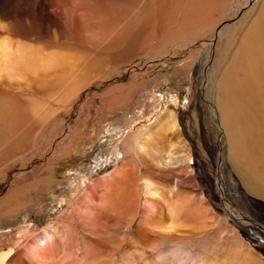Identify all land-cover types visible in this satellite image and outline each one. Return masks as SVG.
Instances as JSON below:
<instances>
[{"label":"rangeland","instance_id":"rangeland-1","mask_svg":"<svg viewBox=\"0 0 264 264\" xmlns=\"http://www.w3.org/2000/svg\"><path fill=\"white\" fill-rule=\"evenodd\" d=\"M245 1L230 0L229 5L220 11V19L214 28L205 32L195 31L186 38L161 45L151 56L147 48L149 50L152 46L156 49L164 33H169L168 38H171L173 34L170 33L179 30L177 26L182 17L178 15V18L172 9L174 0L162 7L160 0H1L0 20L5 31L18 39L47 43L49 47L58 49L56 51L77 56L85 63L97 64L103 67L106 75L81 90L71 104L70 112L58 114L52 125L44 124L23 154L0 169V199L10 190L28 185L11 210L0 216L1 247L10 249L13 243H19L16 248L26 258V255H32L31 243L40 248L43 243L41 240L35 242L36 236L31 234L15 237V230L35 223L33 231L39 234L49 229V223L59 220L57 225L61 232L51 227L52 237L48 242V249L58 264H83L84 261L85 264H117L124 249L129 252L141 250L136 253L138 258L142 253H153L138 241L145 236L147 224L133 231L144 209L143 196L140 197L138 213L131 221L137 202L132 207H123L116 178L108 179L107 187L102 190L98 184L107 181L103 177L118 165L117 160L124 149L123 142L118 144L116 139L124 130L118 120L125 118L127 104L113 97L117 93L114 90H118L113 87L125 84L127 88L133 84V95H137L142 86L147 87L149 82L156 81L157 87L148 88L149 92L156 94L151 100L158 104L164 97L169 111L177 115L185 142L182 149L191 155V162L180 173L174 169L161 173L154 167L156 171L152 174L159 173L160 177L159 180L154 175L152 178L166 190L177 184L180 195L190 198L197 208L203 209L201 211H206L207 207L203 201H209L215 208V214L221 218L226 216L233 225L232 228L229 226L234 233L227 237L228 250L244 245L264 263V199L248 193L230 164L226 136L206 91L199 96L204 105L202 114L206 111L204 116L201 114L197 127L192 121L189 105L190 77L193 75L199 84L202 79L200 87L209 88L207 69L211 62L207 63L206 55L209 52L214 62L219 53L220 38L214 39L220 36V28L230 29L251 7L252 2L249 8L242 6L239 14L234 16ZM183 3L188 7V1ZM167 16L178 18L174 22L178 25L168 26L170 21L165 22ZM112 29H117L119 35L123 33L125 38L116 40L109 37ZM78 130L81 135L76 141L74 136ZM170 133L168 130L166 136L171 140ZM68 145L69 148H63ZM116 146L118 149L115 151ZM94 166L97 169L92 173L90 170ZM138 168L144 169L142 165ZM87 187L93 189L94 196L86 191ZM85 228L100 233L102 237L93 247L87 245V240L81 236ZM8 232H12L9 237L6 235ZM222 235L225 236L226 232L223 231ZM152 236L148 244L165 241L158 231ZM246 253L242 251L238 258L232 252L227 263L239 264ZM159 257L166 264H173L172 261L192 264L184 254L162 253ZM99 259L101 261L98 262ZM14 262L20 264V261Z\"/></svg>","mask_w":264,"mask_h":264},{"label":"bare ground","instance_id":"bare-ground-1","mask_svg":"<svg viewBox=\"0 0 264 264\" xmlns=\"http://www.w3.org/2000/svg\"><path fill=\"white\" fill-rule=\"evenodd\" d=\"M170 1L172 0H160L159 5L167 6ZM186 1L189 8L183 3ZM229 2L230 0H174L172 9L177 17H182L181 20L177 18L180 25L174 23L177 19L171 16H167L165 22L170 21L167 23L171 27L177 24L179 30L170 33L173 34L171 38H168L169 33H164L156 49L152 46L149 50L146 49L148 54L152 56L161 45L166 46L186 38L195 31L205 32L214 28L220 19V11L226 8ZM242 6L250 8L230 29L220 28V36L214 39H221L219 53L214 62L209 52L206 55L207 63L211 62L212 65L213 62L212 69L211 65L207 69L210 74L209 88L200 87L202 79L199 84L193 75L190 77L189 105L192 109V121L197 127L202 114L201 107L204 108L199 96L202 91H206L207 97L213 101L219 125L226 136L230 164L248 193L264 199V0H246L237 8L234 16L239 14ZM117 31L114 29L109 37L113 36L112 39L116 40L125 38L123 33L119 35ZM56 50L58 49L49 47L47 43L18 39L5 31V26L0 20V169L11 159L23 154L32 137L38 135L44 124L52 125L56 122L58 114L70 112L71 104L81 90L98 77L106 76L103 67L91 62L85 63L77 56H69ZM149 86L158 85L156 81H151L147 87L142 86L137 95H133V84L127 88L125 84L113 87L118 89L114 90L117 93L113 97L127 104L125 118L118 120L124 130L116 139L118 144L123 142L124 149L119 158L121 160L117 158L118 165L103 177L107 181L98 185L102 190L107 187L108 179L116 178L123 207H132L137 202L131 221L138 213L140 197L143 196L144 209L140 222L133 231L147 224L145 236L138 241L143 248L153 252L150 255L142 253L138 258L136 253L141 250L129 252L124 249L117 264H166L159 257L162 253L184 254L191 259L192 264H228L227 258L232 252L240 258L242 251L247 253L239 264H264L253 256V250L245 248L244 245L228 250L227 237L233 232L229 228L232 224L230 225L226 216H217L218 213L215 214V208L209 201H203L207 207L206 211H201L202 208H197L190 198L180 195L177 184L176 187L174 185L166 190L152 178L153 175L157 179L160 177L159 173L152 174L156 171L155 168L161 173L168 169L179 171L178 173L185 171L191 162V155L182 149L185 142L177 115L169 111L163 96L158 104H154L156 100L151 99H155L156 94L148 91ZM145 122L147 124L141 125ZM168 130L171 131V140L166 136ZM79 134L80 130L76 131L74 140L77 141ZM172 138L175 141H172ZM69 147L70 145L63 148ZM117 149L118 146L114 147L115 151ZM140 165L144 168L142 171L138 168ZM96 169L94 166L90 171ZM27 186L14 188L0 199V216L11 210ZM92 190L88 187L86 189L91 193V197L95 195ZM59 223V220L49 223V229H44L39 234L33 231L35 223L18 227L15 237L23 238L31 234L36 236L35 242L41 240L43 246L40 248L36 243H31L32 255H26V258L16 248L19 243H13L10 249L0 246V264H17L14 262L16 260L20 261V264H58L48 249V242L52 237L49 232L51 227L61 232L60 226L57 225ZM86 228L81 231V236L87 240V245L93 247L102 237L100 233ZM155 231H158L165 241L148 244ZM223 231L226 232L225 236L222 235ZM10 234L12 232L6 235L9 237ZM221 252L225 253L222 255ZM85 263L86 261L83 264Z\"/></svg>","mask_w":264,"mask_h":264}]
</instances>
